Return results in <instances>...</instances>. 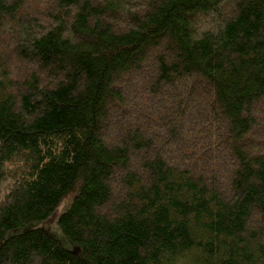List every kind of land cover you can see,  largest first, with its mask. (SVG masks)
I'll return each mask as SVG.
<instances>
[{
  "label": "trees",
  "instance_id": "16d2710c",
  "mask_svg": "<svg viewBox=\"0 0 264 264\" xmlns=\"http://www.w3.org/2000/svg\"><path fill=\"white\" fill-rule=\"evenodd\" d=\"M0 264H264V0H0Z\"/></svg>",
  "mask_w": 264,
  "mask_h": 264
},
{
  "label": "rangeland",
  "instance_id": "374dc122",
  "mask_svg": "<svg viewBox=\"0 0 264 264\" xmlns=\"http://www.w3.org/2000/svg\"><path fill=\"white\" fill-rule=\"evenodd\" d=\"M72 198L65 200L52 214L45 220L32 223L25 228L14 231L13 233L24 232L27 229L40 228L46 231L49 235L53 236L61 242V244L70 251H75L76 245L72 243L63 233L59 226L60 216L70 207Z\"/></svg>",
  "mask_w": 264,
  "mask_h": 264
}]
</instances>
